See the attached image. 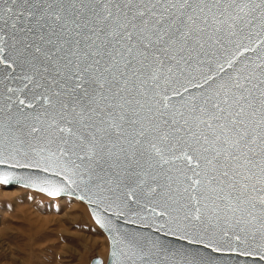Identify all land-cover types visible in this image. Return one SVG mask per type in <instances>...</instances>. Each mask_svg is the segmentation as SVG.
<instances>
[{
    "label": "snow or ice",
    "instance_id": "1",
    "mask_svg": "<svg viewBox=\"0 0 264 264\" xmlns=\"http://www.w3.org/2000/svg\"><path fill=\"white\" fill-rule=\"evenodd\" d=\"M35 173L108 264H264V0H0V185Z\"/></svg>",
    "mask_w": 264,
    "mask_h": 264
},
{
    "label": "rangeland",
    "instance_id": "2",
    "mask_svg": "<svg viewBox=\"0 0 264 264\" xmlns=\"http://www.w3.org/2000/svg\"><path fill=\"white\" fill-rule=\"evenodd\" d=\"M107 243L77 199L0 185V264L104 262Z\"/></svg>",
    "mask_w": 264,
    "mask_h": 264
},
{
    "label": "water",
    "instance_id": "3",
    "mask_svg": "<svg viewBox=\"0 0 264 264\" xmlns=\"http://www.w3.org/2000/svg\"><path fill=\"white\" fill-rule=\"evenodd\" d=\"M21 174L23 176H25V177H28V175H29V173H27V172H22ZM45 175H48V174H44V173H35V174H33V177L32 178H33V180H35V182L37 183V185H39L38 187H26L24 182H20V183L12 182V183L8 184L7 186H19V187H22V188L31 189V190H34L36 192L42 193V194L46 195L49 198H59V197H63V196L64 197H67V198H74V199H77L78 201H80L81 203H83L86 206V209L88 211V214H89L90 218L92 219L93 223L105 235V237L107 239V242H108L107 243V254H106L105 261L102 262V260L99 257L93 256V257L90 258L89 264H94V261H97V260L100 261V264H108L109 236H108L107 230L105 228H101V226L96 223V220L94 219V217L92 215V211H93V208H95V205H89L88 202H87V199L82 200L80 198L81 195H82V193L79 192V191H77V190H64L59 195H55V196H50L46 192H41L39 190V187L40 186H42V187H48V185L41 184V179ZM100 215H104V213L101 211L100 212ZM113 222L115 223L114 218H113ZM120 226L123 227L122 222H120Z\"/></svg>",
    "mask_w": 264,
    "mask_h": 264
},
{
    "label": "bare ground",
    "instance_id": "4",
    "mask_svg": "<svg viewBox=\"0 0 264 264\" xmlns=\"http://www.w3.org/2000/svg\"><path fill=\"white\" fill-rule=\"evenodd\" d=\"M6 186V185H5ZM17 187H19V186H17ZM64 197V196H63ZM63 197H61V198H63ZM74 199V198H73ZM100 258V257H99ZM101 259V258H100ZM103 262V261H102Z\"/></svg>",
    "mask_w": 264,
    "mask_h": 264
}]
</instances>
